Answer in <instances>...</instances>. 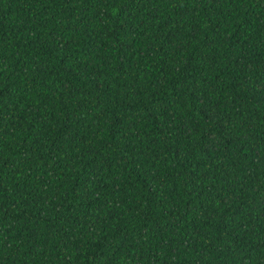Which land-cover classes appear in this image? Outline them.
I'll return each mask as SVG.
<instances>
[{"label": "trees", "instance_id": "1", "mask_svg": "<svg viewBox=\"0 0 264 264\" xmlns=\"http://www.w3.org/2000/svg\"><path fill=\"white\" fill-rule=\"evenodd\" d=\"M0 264H264V0H0Z\"/></svg>", "mask_w": 264, "mask_h": 264}]
</instances>
